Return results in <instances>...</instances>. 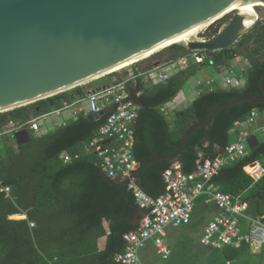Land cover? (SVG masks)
<instances>
[{
	"label": "trees",
	"instance_id": "16d2710c",
	"mask_svg": "<svg viewBox=\"0 0 264 264\" xmlns=\"http://www.w3.org/2000/svg\"><path fill=\"white\" fill-rule=\"evenodd\" d=\"M224 21L225 18H221L209 25L202 36L217 34ZM252 44L253 49L249 50ZM246 45H250L247 50ZM234 49L250 63L245 71L244 86L203 91L189 107L175 112L172 125L162 106L182 90L199 68L190 65L177 70L165 82L150 81L144 88L139 100L146 107L139 110L134 145V155L140 164L153 156L175 152L188 127L206 119L217 104L243 94H263L264 20L242 36L235 47L208 53H220L226 67ZM191 52L186 45L175 43L135 63L132 78H129V69L104 76L113 77L111 85L125 82L127 91L137 83L143 87L146 71ZM209 61L205 57L203 64ZM88 91L80 85L0 113V130L12 120L18 127L25 128L30 137L27 142L17 141L16 145L7 143L0 147V180L12 189L11 197L0 192V264H120L115 262L114 254L125 250L123 234L136 226L126 224L134 212L135 199L130 191L124 195L123 186L106 181L102 176L100 158L85 150L105 116L91 120L81 111L75 119L44 134H36L29 127L32 119L63 108L76 99H84ZM253 108L264 111V103L244 101L221 109L209 125L189 135L177 158L153 161L140 173L144 190L153 197L164 193L163 172L176 162L184 172L190 173L196 169L198 160L218 157L217 146L226 148L235 139L232 133L234 123L245 120ZM64 152L71 157L70 161L64 160ZM252 160L264 166V140L250 147L249 155L229 161L211 182L222 192L247 201L249 214L263 216L264 176L258 181L251 177L246 166ZM82 171L93 175V179L86 183V188L79 190L69 178ZM97 193L105 198L94 200ZM21 214H26V218H10ZM104 219L109 221V233L104 227ZM31 222L35 225L31 226ZM104 235H107L106 248L100 250L98 239ZM249 250L248 245L223 248L226 260H236L238 264H243V254Z\"/></svg>",
	"mask_w": 264,
	"mask_h": 264
},
{
	"label": "water",
	"instance_id": "95a60500",
	"mask_svg": "<svg viewBox=\"0 0 264 264\" xmlns=\"http://www.w3.org/2000/svg\"><path fill=\"white\" fill-rule=\"evenodd\" d=\"M242 4L255 5L260 17L247 25L246 16L235 10L214 36L185 43L198 56L202 51L233 46L264 20V0H0V113L80 86L216 18L214 23L225 10ZM261 89L262 95L243 94L217 104L206 119L188 127L175 152L156 155L139 164L133 174L139 184L142 186L139 175L144 169L153 161L177 158L189 135L209 125L221 109L244 101L264 103V75ZM129 94L140 109L146 107L134 87ZM104 115L101 110L88 116L99 120ZM15 137L18 143L30 140L25 128L16 131ZM258 142L254 136L249 139L250 147ZM217 150L222 159L225 148ZM103 176L123 186L127 195L128 179L111 178L105 173ZM147 213L135 204L126 224L137 225Z\"/></svg>",
	"mask_w": 264,
	"mask_h": 264
},
{
	"label": "built area",
	"instance_id": "2783aa9c",
	"mask_svg": "<svg viewBox=\"0 0 264 264\" xmlns=\"http://www.w3.org/2000/svg\"><path fill=\"white\" fill-rule=\"evenodd\" d=\"M208 38L210 37L205 36L202 40ZM237 43L238 40L231 47H235ZM188 56H192L198 64H203L205 61L202 53L198 56L197 51H192L157 65L146 71L145 75L153 83L165 82L169 77L167 70L188 66ZM236 58H242V61H231ZM229 61H231L230 67L222 72L224 86L241 88L244 86L245 71L250 66L249 60L234 49ZM132 74L129 78L134 76ZM216 81L215 78H211L206 82ZM202 83L204 81L199 82V84ZM84 100L87 103L84 111L87 116L90 113L105 111V120L99 126L96 136L86 144L85 150L95 153L100 158L102 171L108 177L128 179L127 189L133 194L135 203L148 210L135 228L124 232L126 248L114 254L115 262L149 264L144 261L141 252L150 242L163 261L170 259L173 251L168 239V227H182L190 224L200 197H204L207 204L218 208V213L206 225L200 238L203 245L216 249L225 247L236 249L244 245H248L249 248L264 246L263 217L249 214L246 201L222 192L216 184L211 182L229 161L249 155L250 137L254 136L259 141L257 133L264 134V111L253 108L245 120L234 123L232 133L235 139L225 148L222 159L219 157L200 159L196 169L190 173L184 172L178 162L165 169L163 178L166 191L153 197L144 190L133 175L140 164L134 155L135 123L140 106L130 98V94L125 89V82L91 91ZM67 107L68 105L65 104L63 108L32 119L29 122L30 129L37 133L41 127L39 122L41 119L48 120L54 114L61 115ZM20 129L23 127H18L11 120L0 130V135L14 134ZM108 141L111 144H107ZM62 156L66 162L71 160L66 152ZM252 161H256L257 164L252 166ZM252 161L246 168L251 177L258 181L264 176V166L257 160ZM11 190L10 185L0 180V192L11 197ZM11 217L14 218L15 215ZM30 224L35 225L34 222ZM231 263L232 260L226 261V264Z\"/></svg>",
	"mask_w": 264,
	"mask_h": 264
},
{
	"label": "crops",
	"instance_id": "0c3cea01",
	"mask_svg": "<svg viewBox=\"0 0 264 264\" xmlns=\"http://www.w3.org/2000/svg\"><path fill=\"white\" fill-rule=\"evenodd\" d=\"M241 56H244V55H241ZM210 57L212 59L211 65L214 67V70L218 72V76H216V77L209 76L208 73H206L203 70L204 64L200 65V64L196 63L195 59L192 56H188V66H190V65L191 66H197L199 68L197 73H200V75L197 78L196 82L193 83L192 87H190L188 90H183V89L180 90L178 92V94L172 100L168 101L166 104H164L162 106V111L166 114L167 120L169 121L170 125H172V123L174 121L175 112L178 111V110H183V109L189 107L190 104L195 100V98H197L200 95V93H202L203 91L208 90V89L218 88V87L226 88L224 86V82H223V79H222V77H223L222 76L223 75L222 72L227 67H230L231 61L232 62L242 61V58H236L235 60L228 61L227 65L225 67V60H224V58L222 57V55L220 53H215L213 55H210ZM180 69H182V68H180ZM177 70H179V69H170V70H167L166 72L168 73L169 76H171ZM132 72L133 71H131L130 73H132ZM211 78H215L217 81L213 82V83H207L206 81L211 79ZM143 81H144L143 87H141L138 91H136V88L134 86V91L137 92L138 94H141L143 92L144 88L147 85L150 84V83L149 84L147 83V81L150 82V80L147 77H145V79H143ZM200 81H204V83L199 84ZM243 82H244V84L246 83V77L244 78ZM91 91H93V90L89 89L88 94ZM127 92L129 93V90ZM84 99H76L73 103L69 104L68 107L63 110L61 115L54 114V116H55L54 119H52L48 123V127H49L48 131L52 130V129L58 127V126H61V125L65 124L70 119H75L79 112L85 111V106H86L87 103H86V100H84ZM13 136H15V133L13 134ZM107 144H111V142L108 141ZM0 147H2V145ZM217 149H220V147L217 146ZM82 170H88V169H82ZM77 173H80V174H77V175L73 176L72 178L70 177L69 179L72 182L75 183V188H77L79 190H81L83 188H86L87 187L86 183L89 182L91 179H93V175L87 174L86 171L85 172L84 171L77 172ZM103 173L104 172H102V176H103ZM103 198H105V195L100 194V193H97V194H95V196H93L94 200H96V199L102 200ZM201 207H203L204 209L210 208V207H215L217 209L215 214L208 221H206L204 224H199L201 222V220H200V222H198L195 219V213H196V211H200ZM248 209H249V203H248ZM217 213H218V208L215 205L207 204L205 202V200H204V197H200L197 200V204H196V207H195L193 218H192V221H191L190 224L193 223L194 225L199 227V229L201 230V236H202L206 225L211 221V219ZM11 216H10V218H12ZM26 216H27L26 214H21L20 217H17L15 215L14 218L20 219V218H26ZM262 217H264V215ZM103 224H104V227H105L107 233H109L110 232L109 221L107 219H104ZM190 224H188V225H190ZM188 225H185V226H188ZM182 227H184V226H182ZM177 228H181V227H168V239H169V236L172 235L173 236V241H175L177 243H182L185 240L184 236H186L187 233L178 231ZM201 236H200V238H201ZM106 243H107V235L101 236L98 239V248L100 250L105 249L106 248ZM153 247H154V245H153ZM263 247H252V248H249V249H252V251H254L253 252L254 254H260V255H263V257H264V251H262ZM172 251H174L173 248H172ZM155 252H156V250H155ZM171 260L175 261L174 256H173V252H172V255H171L170 259L167 260V261H169V264H170ZM176 262H177V260H176ZM178 264H179V262H178Z\"/></svg>",
	"mask_w": 264,
	"mask_h": 264
},
{
	"label": "rangeland",
	"instance_id": "374dc122",
	"mask_svg": "<svg viewBox=\"0 0 264 264\" xmlns=\"http://www.w3.org/2000/svg\"><path fill=\"white\" fill-rule=\"evenodd\" d=\"M234 11L223 15L221 18H225L224 23L228 22L230 18L232 17ZM219 18V19H221ZM217 21V20H216ZM223 23V24H224ZM211 25V24H210ZM209 26H207L203 31H205ZM203 31L200 32L196 38L192 39H204L205 36L203 35ZM191 39V40H192ZM184 44L185 43H180ZM254 44H252V47ZM161 50V49H160ZM204 57H208L210 61L203 66V70L208 73L211 77L218 76V72L214 70V67L211 65V57L208 53V51H202L201 52ZM134 64H130L126 66V68L123 69H129L130 71H133ZM122 70V69H121ZM119 70V71H121ZM200 73H196L192 75L187 81V83L182 88L183 90H188L190 87H192L193 83L196 82L197 78L199 77ZM145 79V78H144ZM113 77L110 75L103 76L102 78H98L97 80H94L93 82H88L86 84H82L84 89H92L94 90H100L102 88H105L112 84ZM147 83H151L147 81ZM54 115H51L48 120L41 119L39 122L41 124L40 130L36 134H44L48 131V123L54 119ZM257 136L260 140H264V134L258 132ZM0 141L2 143V146L7 143L17 144V140L13 134H4L0 135ZM215 207H210L204 209L203 207L200 208V211H196L195 213V219L200 222L199 224H204L206 221H208L216 212ZM178 231L186 232L185 240L182 243H177L173 241V236H169V243L171 244L173 248V256L175 261L171 260L170 264H226V258L223 252V249H216L204 246L200 242V236H201V230L199 227L194 225L193 223L184 226L181 228H177ZM254 251L250 249L248 253L243 254V264H264V257L260 254H254ZM141 256L144 258V260L150 264H169V261H163L159 255L156 254L155 248L153 247L152 243L150 242L141 252ZM177 260V262H176ZM232 264H238L236 260H232ZM241 264V263H240Z\"/></svg>",
	"mask_w": 264,
	"mask_h": 264
},
{
	"label": "bare ground",
	"instance_id": "6f19581e",
	"mask_svg": "<svg viewBox=\"0 0 264 264\" xmlns=\"http://www.w3.org/2000/svg\"><path fill=\"white\" fill-rule=\"evenodd\" d=\"M235 10L241 12L242 14H244L246 16V24L247 25H251L252 23H254V21H255V19L257 17H260L258 12L255 10V5H250V4H242V5H237V6H234V7H230V8L225 10L223 13H221L217 17H220L223 14L224 15L228 14V13H230L232 11H235ZM214 19H216V18H213V19H211V20H209L207 22H204V23L194 27L193 29H191V30L179 35L178 37H176V38H174L172 40H169V41H167V42H165V43H163V44H161V45H159V46H157V47H155V48H153V49H151V50H149V51H147V52H145V53H143V54H141V55H139V56H137V57H135V58L123 63V64H121V65H119V66H117V67H114V68L108 70L107 72H105L103 74H100L99 76L93 78L92 80L97 79V78H99L101 76H104L106 74H109L112 71H119L120 69L126 68V66H128L130 64L132 65V64H134L135 62H137V61H139L141 59L147 58L148 56L152 55L153 53H155V52L159 51L160 49H162L164 47H167L169 45H172V44H175V43H186V42L190 41L192 38H196L197 35L200 32H202L210 23H212V21ZM92 80L86 81L84 83L86 84V83H88V82H90ZM84 83H82V84H84ZM16 216L20 217V215H16ZM263 220H264V217H263Z\"/></svg>",
	"mask_w": 264,
	"mask_h": 264
},
{
	"label": "flooded vegetation",
	"instance_id": "af4514ba",
	"mask_svg": "<svg viewBox=\"0 0 264 264\" xmlns=\"http://www.w3.org/2000/svg\"><path fill=\"white\" fill-rule=\"evenodd\" d=\"M247 46H250V45H246V46H245V48H246L245 50H247ZM251 49H253L252 45L250 46V49H249V50H251ZM141 87H142V85L139 84V83H137V84L135 85L136 91H138Z\"/></svg>",
	"mask_w": 264,
	"mask_h": 264
}]
</instances>
